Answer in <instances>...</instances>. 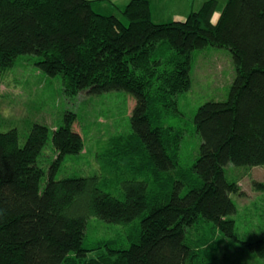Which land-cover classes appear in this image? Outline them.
I'll list each match as a JSON object with an SVG mask.
<instances>
[{
	"label": "trees",
	"instance_id": "16d2710c",
	"mask_svg": "<svg viewBox=\"0 0 264 264\" xmlns=\"http://www.w3.org/2000/svg\"><path fill=\"white\" fill-rule=\"evenodd\" d=\"M217 4L204 0L184 20L157 22L148 0H129L124 21L91 0H0V67L34 54L67 95L130 93L133 130L119 148L149 176L126 184L122 197L101 190L96 176L56 179L63 155L84 147L72 111L51 130L55 157L44 182L36 159L50 128L33 123L23 144L16 129L0 131V264H216L220 241L205 223L238 239L229 215L239 187L225 165L264 164V0H226L213 21ZM208 45L230 49L235 76L226 99L197 107L198 154L183 167L182 131L166 117L191 87L193 50ZM91 215L139 224L127 247L94 257L88 252L100 245L84 244ZM240 242L264 257V227Z\"/></svg>",
	"mask_w": 264,
	"mask_h": 264
},
{
	"label": "rangeland",
	"instance_id": "374dc122",
	"mask_svg": "<svg viewBox=\"0 0 264 264\" xmlns=\"http://www.w3.org/2000/svg\"><path fill=\"white\" fill-rule=\"evenodd\" d=\"M217 1L220 5L217 4L216 11L226 0ZM169 7L174 12L181 10L175 9L174 2L169 3ZM161 47L165 49L166 44ZM192 53L191 87L179 95L177 109L166 117L167 125L182 131L178 159L183 167L191 166L198 154L200 136L194 123L197 107L208 100L226 99L235 76L229 48L208 45ZM34 59V54H21L14 65L6 69L0 67V131L16 129L19 142L23 144L33 123H45L50 128L49 137L36 159L46 170L43 182L55 157L51 130L64 122V114L68 111L76 114L72 128L82 136L84 147L79 153L63 155L55 171L56 179L73 175L96 176L101 190L119 197L124 195L126 184L148 179V169L132 165L126 150L119 148V140H126L133 130L130 116L134 97L125 90L116 89L97 94L83 90L77 95H67L63 92L60 76L46 74L36 66ZM225 172L239 187L237 193L231 194L236 211L229 215L235 221L238 239L212 229L208 226L210 222L205 223V230H210L212 238L220 241L216 264H264V257L240 242L254 238L264 227V164L246 167L228 163ZM138 222V217L120 223L89 216L84 244H99L100 247L88 254L96 257L108 253V247H127Z\"/></svg>",
	"mask_w": 264,
	"mask_h": 264
},
{
	"label": "crops",
	"instance_id": "0c3cea01",
	"mask_svg": "<svg viewBox=\"0 0 264 264\" xmlns=\"http://www.w3.org/2000/svg\"><path fill=\"white\" fill-rule=\"evenodd\" d=\"M94 10L104 14H115L121 20L124 18L121 14V9L129 0H91ZM150 7L151 18L157 22L170 20H184L187 14L193 10H197L202 2L196 3L195 0H148ZM174 2V7L180 8V11L174 12V9L169 7V3ZM218 5L220 3L218 2ZM219 11H215L212 20L216 21Z\"/></svg>",
	"mask_w": 264,
	"mask_h": 264
}]
</instances>
